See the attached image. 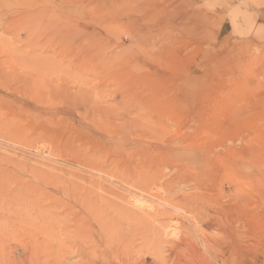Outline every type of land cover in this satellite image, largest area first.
<instances>
[{
  "label": "rangeland",
  "instance_id": "1",
  "mask_svg": "<svg viewBox=\"0 0 264 264\" xmlns=\"http://www.w3.org/2000/svg\"><path fill=\"white\" fill-rule=\"evenodd\" d=\"M121 262L264 264V0H0V264Z\"/></svg>",
  "mask_w": 264,
  "mask_h": 264
},
{
  "label": "bare ground",
  "instance_id": "2",
  "mask_svg": "<svg viewBox=\"0 0 264 264\" xmlns=\"http://www.w3.org/2000/svg\"><path fill=\"white\" fill-rule=\"evenodd\" d=\"M39 24V23H38ZM41 25H42V23H41ZM44 26V25H43ZM136 173V172H135ZM143 173V172H142ZM138 175V172H137V174H136V176ZM155 174H153V176H154ZM141 176V174L139 175V177ZM160 176V175H159ZM152 177V175H150V178ZM161 177V176H160ZM154 178V177H153ZM153 178H152V180H153ZM158 178V177H157ZM163 178V177H162ZM133 179H131V181H132ZM139 180L140 181H133L134 182V186L135 187H141V186H145V183L148 181L147 179H146V177H141V178H139ZM130 181V182H131ZM154 182V181H153ZM156 183V182H155ZM127 184V183H126ZM168 184H170V183H168ZM128 185V184H127ZM130 185V184H129ZM167 185V184H166ZM132 187V186H131ZM170 194V193H169ZM168 195V194H167ZM182 199H172V201L171 202H169V205L171 206V205H174V207L175 208H177L180 204H184L186 201V197L184 198L183 196L181 197ZM175 201V202H174ZM187 202H190V201H187ZM186 202V203H187ZM184 204L185 206L187 205H190V203L189 204ZM193 203V202H192ZM179 204V205H178ZM192 205V204H191ZM193 206V205H192ZM196 206V205H195ZM33 209V208H32ZM38 209V208H37ZM202 210V209H201ZM200 210V211H201ZM34 211V210H33ZM49 211V210H48ZM178 213H180L179 211H177ZM131 214V213H130ZM144 214V213H143ZM203 214H204V212L202 213V216H201V220L202 221H204L203 222V226H205V228H204V230H205V232H204V234H203V236L201 237V242H202V244H203V246L206 248V249H208V251L210 252H213V253H217L219 250H221V249H223V248H221V244L220 243H218L217 241H214V240H212L211 239V237H210V235L207 233L208 232V230H210V229H215L213 226H216V222L213 220V219H211V218H207V220H205V218H204V216H203ZM157 215V213L154 215L153 214V216H156ZM137 216V215H136ZM149 217H143V218H141V217H134L133 216V214H131V216H129V215H127V217H128V219L129 220H133V221H137V223H140V225H139V227H141V225H142V228L144 227V226H146V225H149V226H151L152 224H151V218H155V217H152V215H148ZM194 217V216H193ZM197 217V216H196ZM192 218V217H191ZM198 218V217H197ZM197 218H196V221H198L197 220ZM138 220H141V221H138ZM193 221V220H192ZM195 221V220H194ZM201 221V222H202ZM129 222H131L132 223V221H129ZM195 223V222H194ZM89 225V224H88ZM138 225V224H137ZM201 225V224H200ZM51 226V225H50ZM153 226H154V224H153ZM46 228H48V227H46ZM49 228H51V227H49ZM54 228V227H53ZM149 228V227H148ZM203 228V227H202ZM154 229V228H153ZM147 230V229H146ZM145 231V230H144ZM143 231V232H144ZM148 231V230H147ZM155 230H153V232H154ZM50 232V231H49ZM129 232V231H128ZM147 234V233H146ZM129 235V234H128ZM145 235V234H144ZM153 235V237L156 235V233H153L152 234ZM158 235V234H157ZM130 236V235H129ZM177 236V235H176ZM146 237V236H145ZM144 238V237H143ZM146 240H148V238H145ZM149 240H150V236H149ZM148 240V241H149ZM153 240H155V238L153 239ZM157 241V240H156ZM186 241V240H185ZM184 240H182L181 242L179 241L178 243V245L176 246L177 248H181L182 247V245H185V246H187V248H188V244L185 242ZM196 249V248H195ZM174 250H175V248H174ZM185 250V249H184ZM183 250V251H184ZM177 252V251H176ZM179 252H181L180 250H179ZM213 253H210V254H213ZM185 254V253H184ZM183 254V255H184ZM51 256V255H50ZM217 256V255H216ZM159 257V256H158ZM182 257V256H181ZM215 257V256H214ZM158 259V258H157ZM183 259V258H182ZM185 260V259H184ZM189 263V262H188ZM121 264H125V262H121ZM142 264V263H141ZM143 264H148L147 262H145V263H143ZM156 264V263H155ZM179 264H181V263H179Z\"/></svg>",
  "mask_w": 264,
  "mask_h": 264
}]
</instances>
